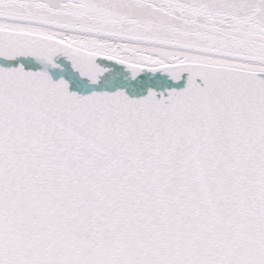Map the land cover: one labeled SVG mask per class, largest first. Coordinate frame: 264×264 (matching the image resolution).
Segmentation results:
<instances>
[{
	"label": "snow or ice",
	"instance_id": "6c2138e0",
	"mask_svg": "<svg viewBox=\"0 0 264 264\" xmlns=\"http://www.w3.org/2000/svg\"><path fill=\"white\" fill-rule=\"evenodd\" d=\"M0 264H264V0H0Z\"/></svg>",
	"mask_w": 264,
	"mask_h": 264
}]
</instances>
